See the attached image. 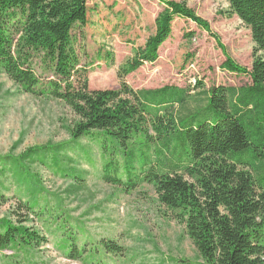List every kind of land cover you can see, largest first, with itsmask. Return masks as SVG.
<instances>
[{"label": "trees", "instance_id": "16d2710c", "mask_svg": "<svg viewBox=\"0 0 264 264\" xmlns=\"http://www.w3.org/2000/svg\"><path fill=\"white\" fill-rule=\"evenodd\" d=\"M160 1L164 7L154 34L118 70L120 79L158 58L178 17L214 37L225 56L221 68L248 75L250 82L210 86L202 92L204 100L177 85L136 90L123 80L118 89H89L73 37L74 28L87 21V0H0V73L25 93L64 102L73 114L67 126L70 139L91 136L98 142L109 182L120 184L124 175L126 185L135 187L136 155L143 158L147 167H142L141 180L154 186L160 203L184 225L200 257L193 264H264V0H226L250 28L260 52L250 69L228 56L220 37L192 8ZM108 136L121 146L118 155L105 153ZM63 149L48 143L0 155V175L11 172L18 191L27 196L19 197L14 220L0 219V251L45 242L25 225L47 192L29 165H51L69 176L72 170L61 165ZM66 223L67 218L59 226L60 243L69 257L107 264L105 253L123 255L124 248L113 240H86L79 247L77 233L68 231Z\"/></svg>", "mask_w": 264, "mask_h": 264}, {"label": "rangeland", "instance_id": "374dc122", "mask_svg": "<svg viewBox=\"0 0 264 264\" xmlns=\"http://www.w3.org/2000/svg\"><path fill=\"white\" fill-rule=\"evenodd\" d=\"M175 1L184 2L207 20L228 56L250 69L260 52L255 50L250 28L231 12L226 0ZM87 7V21L74 28L73 37L80 64L87 69L89 89H118L123 80L136 90L177 85L204 100L202 92L210 86L240 87L250 82L248 75L221 68L225 56L214 37L192 21L178 17L172 22L170 36L158 49V58L120 79L118 70L154 34L155 19L164 4L160 0H87ZM72 119L64 102L25 93L0 73V155H18L29 147L48 143L64 145L61 165L72 170L69 176H63L51 165H29L47 192L35 213L19 212L28 216L25 225L44 236L45 242L15 252L6 248L0 251V264H92L82 257H69L61 247L63 231L59 226L65 218L68 231L72 229L78 235L79 247L86 240H113L124 248L123 255L105 253L107 264L199 262L184 225L160 203L154 186L141 180L147 167L142 166L144 159L136 155L135 187L126 185L124 175L120 176V184L109 182L103 175V151L98 142L91 136L70 139L67 126ZM103 144L106 154L120 153L121 146L111 137ZM149 156L154 163L153 152ZM185 177L193 182L188 175ZM18 190L11 172L0 175V219L14 220L19 197L27 200L26 194Z\"/></svg>", "mask_w": 264, "mask_h": 264}]
</instances>
